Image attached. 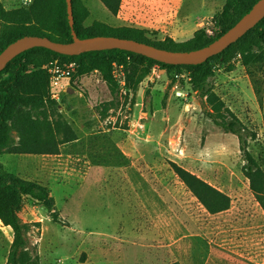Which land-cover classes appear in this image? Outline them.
I'll list each match as a JSON object with an SVG mask.
<instances>
[{"label": "rangeland", "instance_id": "374dc122", "mask_svg": "<svg viewBox=\"0 0 264 264\" xmlns=\"http://www.w3.org/2000/svg\"><path fill=\"white\" fill-rule=\"evenodd\" d=\"M0 1L8 10L33 3ZM128 1L113 16L99 0H83L90 11L84 25L134 28ZM226 3L146 0L136 8L158 21L150 39L180 41L183 24L185 32L205 29ZM231 65L217 67L214 89L256 134L247 151L264 175V68H247L240 57ZM209 110L187 77L172 84L158 67L137 91L112 90L98 72L75 78L53 120L67 123L76 140L55 155L0 150L8 172L55 200L59 223L29 200L19 213L31 225L28 249L39 264H264V188L245 175L238 137L217 127ZM175 167L225 195L229 209L210 213ZM209 202L217 208V200ZM12 242V230L0 222V264H7Z\"/></svg>", "mask_w": 264, "mask_h": 264}, {"label": "trees", "instance_id": "16d2710c", "mask_svg": "<svg viewBox=\"0 0 264 264\" xmlns=\"http://www.w3.org/2000/svg\"><path fill=\"white\" fill-rule=\"evenodd\" d=\"M99 1L113 16L119 14L122 0ZM258 1L227 0L222 11L214 17L220 29L216 37H208L204 29H199L191 39L176 42L172 38L154 41L149 38V31L130 27L112 28L101 22L86 27L84 23L90 17L89 9L83 0H72L74 30L83 40L109 36L135 40L173 52H191L209 46L232 29ZM26 36L46 37L63 44L72 42L66 0H33L29 7L12 10L6 9L0 1V54L10 44ZM237 57L241 58L247 68L260 65L264 68V19L224 52L201 65H166L122 50L65 56L45 48L31 49L13 59L0 73V150H12L17 154L55 155L61 144L77 139L67 123L53 120L59 103L49 99V75L44 69L48 63L55 60L75 62L78 66L75 78L98 72L112 90L118 88L113 77L114 65H118L125 73L126 86L134 91H137L154 67H158L166 72L172 84H176L183 76L187 77L193 91L209 107L208 118L217 127L238 137L246 162L244 173L263 189V172L247 151V140H255L256 134L246 129L214 89L217 67L230 66L232 70L235 66L231 62ZM251 75L254 76L253 73ZM175 171L210 213H221L229 209V199L225 195L182 168L175 167ZM210 197L217 200V208L210 204ZM26 200L35 207L46 209L54 223L60 222L55 200L45 187L20 179L0 163V222L13 232L7 264H39L38 257L33 256L28 249L26 236L31 225L22 222L19 216Z\"/></svg>", "mask_w": 264, "mask_h": 264}, {"label": "water", "instance_id": "95a60500", "mask_svg": "<svg viewBox=\"0 0 264 264\" xmlns=\"http://www.w3.org/2000/svg\"><path fill=\"white\" fill-rule=\"evenodd\" d=\"M66 2L73 41L63 44L51 41L46 37L26 36L20 38L0 54V73L13 59L34 48H45L65 56H75L87 52L122 50L145 56L166 65H201L210 58L224 52L264 19V0H259L232 29L209 46L197 51L173 52L135 40L109 36H96L83 40L78 37L74 30L75 20L72 0H66ZM161 72L164 73L165 71L161 70Z\"/></svg>", "mask_w": 264, "mask_h": 264}, {"label": "built area", "instance_id": "2783aa9c", "mask_svg": "<svg viewBox=\"0 0 264 264\" xmlns=\"http://www.w3.org/2000/svg\"><path fill=\"white\" fill-rule=\"evenodd\" d=\"M24 5L32 3V0H21ZM208 37H216L220 33V29L216 23L212 21L205 29ZM118 67V66H117ZM114 65L113 77L117 81V84L123 88L126 87L125 73L122 67H118L116 70ZM44 69L49 75V99L59 103L64 96L72 87V82L78 70V66L75 62H61L59 60L48 63ZM118 71V72H117Z\"/></svg>", "mask_w": 264, "mask_h": 264}, {"label": "crops", "instance_id": "0c3cea01", "mask_svg": "<svg viewBox=\"0 0 264 264\" xmlns=\"http://www.w3.org/2000/svg\"><path fill=\"white\" fill-rule=\"evenodd\" d=\"M152 1L156 2V1H162V0H148V4H152ZM125 3V0H123V4ZM146 3V0H129L127 4H129V8H128V12L127 15H132L133 16H129L128 21L129 23L133 24L134 28L137 29H142V30H154V28L158 27V21L154 19V17L151 16V12H145V11H138L137 10V6L138 5H142ZM123 8V7H122ZM126 13V12H125ZM167 27V26H164ZM186 28V24H183L182 27V38L180 41L175 40L176 42H185L189 39H191L194 35V33L196 32V30L194 31H184V29ZM157 29V28H156ZM167 34V33H165ZM173 38V37H172Z\"/></svg>", "mask_w": 264, "mask_h": 264}]
</instances>
